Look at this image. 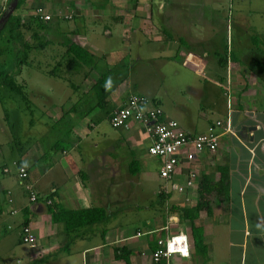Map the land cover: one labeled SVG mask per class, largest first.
Instances as JSON below:
<instances>
[{"label":"crops","instance_id":"obj_1","mask_svg":"<svg viewBox=\"0 0 264 264\" xmlns=\"http://www.w3.org/2000/svg\"><path fill=\"white\" fill-rule=\"evenodd\" d=\"M11 1L0 0V23ZM257 1L262 3L254 10L263 19L264 0ZM39 6L53 14L49 37L66 31L103 67L114 68L113 91L108 105L98 107L93 75H71V86L48 76L40 63L23 66L18 82L30 92L23 99L29 112L25 131L8 132L14 155L5 159L2 150L0 159V264H127L120 257L124 252L132 264H165L166 259L154 260V249L171 237L178 244L171 264H264V43L256 45L248 35L263 29L233 20L224 42L220 21H214L223 9L200 8V0H25L12 14L26 21ZM71 11L75 17L66 19ZM56 42L49 47L54 52L60 49ZM17 52V42L0 43V67L8 53L17 64ZM28 68L59 81L62 96L55 86L39 88L32 73L24 77ZM132 92L157 101L190 133L222 121L219 148H183L173 177L163 178L162 159L150 154L146 127L110 122ZM222 165L230 169V196L213 197L212 214L200 212L195 223L203 229L206 251L198 252L193 223L182 210L197 205L203 179L216 180ZM20 166L28 170L25 181L18 176ZM192 169L197 176L189 184ZM81 171L88 174L87 184ZM27 184L40 200L30 199ZM54 204L64 210L103 207L108 217L67 233L63 222L53 220ZM26 221L36 236L34 247L22 239Z\"/></svg>","mask_w":264,"mask_h":264},{"label":"trees","instance_id":"obj_2","mask_svg":"<svg viewBox=\"0 0 264 264\" xmlns=\"http://www.w3.org/2000/svg\"><path fill=\"white\" fill-rule=\"evenodd\" d=\"M24 1L19 0L16 9L20 8ZM9 12L10 10H7L3 15L4 20L0 23V32L2 35L7 31V40L17 42L18 44L17 68L13 73L0 69V88H9L11 91L19 94L22 99H29L30 92L25 85L18 82L17 76L22 72L23 66H35L37 61H40L37 57L38 53L44 56L48 53L49 56H46V58H50L52 63L47 65L48 67H52L43 68L40 62L43 72L48 76L64 80L71 86L75 85L74 80L70 77L71 75L80 73L85 74V76L93 75L95 80L92 87L98 97V107H106L108 105L109 97L113 91L109 83V77L115 72L113 67H103L99 57L93 51L73 41L66 31L58 32V35L63 39L58 42L60 46L59 51L54 52L55 49H49V47L55 45L57 42L49 39L48 35L51 34L49 22H44L34 15L24 21L16 14L9 15ZM252 41L256 45L261 43L257 37H252ZM224 57L222 53L219 54V61L222 66L225 61ZM259 65L263 66L264 64ZM80 173L82 180L87 184V172L81 171ZM229 174V167L222 165L219 167V177L216 180L204 178L199 187V201L197 205L192 208H183L182 210L183 218L191 219L193 223L195 248L198 252H205L206 245L204 243L203 229L195 221L202 210H206L208 214H212L213 197H218L222 200L229 198ZM40 199L39 197L38 200ZM50 199L51 196H48L46 201L48 202ZM52 203L51 199L50 204ZM50 212L55 222H63L65 224L67 233L92 226L104 221L108 217L106 209L97 206L80 210H64L57 204H54L50 206ZM25 226H29L28 221L25 222ZM158 248L159 245L157 243L154 251ZM120 257L124 258L127 264H132L129 252H124Z\"/></svg>","mask_w":264,"mask_h":264},{"label":"built area","instance_id":"obj_3","mask_svg":"<svg viewBox=\"0 0 264 264\" xmlns=\"http://www.w3.org/2000/svg\"><path fill=\"white\" fill-rule=\"evenodd\" d=\"M33 15L38 19L49 22L53 19V14L46 8L39 6L35 9ZM66 19H73V11L64 15ZM132 121L142 123L152 136V143L149 147L150 154L162 159L160 174L165 179L173 177L176 167L180 162L179 152L185 147H193L196 151L209 150L215 152L220 146V134L218 127H225L222 121H217L210 125L204 133H190L186 131L180 122L173 118H168L161 104L139 92H132L126 102L116 108L110 122L114 127H129ZM192 158V157H190ZM18 176L25 181L29 177L26 167H18ZM197 176V171L192 169L190 172V181ZM26 188L32 201H37L40 197L31 184ZM11 202V199H10ZM51 202V201H50ZM13 214L16 212L13 210ZM23 242L34 247L36 245V236L30 226H24L22 231ZM175 238L167 240L160 239L159 248L154 251V260L160 262L166 259L165 264H171L174 252L171 249V242ZM187 247V242H185Z\"/></svg>","mask_w":264,"mask_h":264},{"label":"rangeland","instance_id":"obj_4","mask_svg":"<svg viewBox=\"0 0 264 264\" xmlns=\"http://www.w3.org/2000/svg\"><path fill=\"white\" fill-rule=\"evenodd\" d=\"M242 5H246L243 8L241 7ZM248 5L246 2L242 0H200V8H206L209 6V4L213 5V7H219L222 10V14H219L218 17H214V21H217L219 23L220 21V26L221 29L223 30V35L221 36V39L225 42V39L227 38V32L229 28L232 27V22L233 20L239 21V19L242 20H247L248 22L251 23L252 27L254 29H263L264 31V18L258 17V13L255 12L256 5L259 6L258 4L262 3L261 1L257 0H248ZM251 4L254 5V7H250ZM210 7V6H209ZM251 10H254L251 12ZM230 11V12H229ZM237 14V16H235ZM221 15V17H220ZM211 18L207 17L204 18L203 23L206 24V21H210ZM225 21V22H224ZM229 22V23H228ZM227 25V26H226ZM229 25V27H228ZM206 28H203L205 31ZM231 31V30H230ZM249 37H257L259 39V42L264 43V32L258 33V32H253V34H248ZM218 37H220V34H218ZM51 40L54 42L57 40H60L61 37H54L50 36ZM5 40V36L2 34L0 36V43H3ZM119 43L118 38H114L113 41L110 42V45L113 47L117 46ZM192 54H196V52L192 51ZM8 58L5 61V65L3 67H0V69L8 70L10 71L9 73L15 72L17 68V64L14 63V58L7 54ZM46 55L49 56L48 53ZM41 61L43 68H47V64H51V60H48L45 56H42L39 58ZM43 61V62H42ZM37 63H40L37 61ZM37 65V64H36ZM50 68L52 66H49ZM48 67V68H49ZM32 73V82H35L36 85H38L39 88L43 89H48L52 88L55 86V90H57L60 95L62 96L63 92L61 91V88L63 87L59 81H55L53 79H50L46 75H42L39 73V71L33 70V69H26L24 71V77L26 74ZM18 81H22V76H18ZM57 86V87H56ZM65 89V88H64ZM12 94L10 91H8L5 87L0 88V159L4 156L5 159L11 158L14 155L12 148H15L14 143L9 141V134L8 132H13L18 136H21L22 133H24V124L26 122V115L25 113L29 114L27 111L28 108L25 107V102H23V99L20 97V95H17L12 97ZM38 97V96H37ZM34 97V101H37L39 98ZM43 99V98H42ZM34 119L36 118V114H33ZM11 122V123H10ZM12 126L9 131L8 124ZM2 150L4 151L3 156L1 155ZM18 151L15 150V153Z\"/></svg>","mask_w":264,"mask_h":264},{"label":"water","instance_id":"obj_5","mask_svg":"<svg viewBox=\"0 0 264 264\" xmlns=\"http://www.w3.org/2000/svg\"><path fill=\"white\" fill-rule=\"evenodd\" d=\"M18 1H19V0H15V1H14V4L12 5V8H11V10H10V12H9V15H11V14L14 12V10H15L17 4H18Z\"/></svg>","mask_w":264,"mask_h":264},{"label":"bare ground","instance_id":"obj_6","mask_svg":"<svg viewBox=\"0 0 264 264\" xmlns=\"http://www.w3.org/2000/svg\"><path fill=\"white\" fill-rule=\"evenodd\" d=\"M177 247H178V244L172 240V242H171V249L173 251H175Z\"/></svg>","mask_w":264,"mask_h":264},{"label":"clouds","instance_id":"obj_7","mask_svg":"<svg viewBox=\"0 0 264 264\" xmlns=\"http://www.w3.org/2000/svg\"><path fill=\"white\" fill-rule=\"evenodd\" d=\"M181 239H185V238L181 237ZM184 255H187V251L186 250L184 251Z\"/></svg>","mask_w":264,"mask_h":264}]
</instances>
